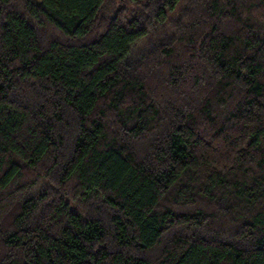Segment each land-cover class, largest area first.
Masks as SVG:
<instances>
[{
	"label": "trees",
	"instance_id": "trees-1",
	"mask_svg": "<svg viewBox=\"0 0 264 264\" xmlns=\"http://www.w3.org/2000/svg\"><path fill=\"white\" fill-rule=\"evenodd\" d=\"M0 264H264V0H0Z\"/></svg>",
	"mask_w": 264,
	"mask_h": 264
}]
</instances>
